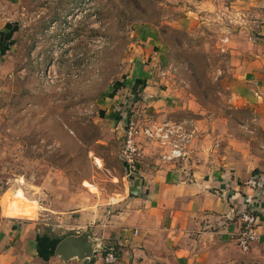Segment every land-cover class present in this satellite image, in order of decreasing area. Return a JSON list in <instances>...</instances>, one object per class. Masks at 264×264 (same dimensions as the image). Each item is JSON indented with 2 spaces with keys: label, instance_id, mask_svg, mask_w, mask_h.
<instances>
[{
  "label": "rangeland",
  "instance_id": "rangeland-1",
  "mask_svg": "<svg viewBox=\"0 0 264 264\" xmlns=\"http://www.w3.org/2000/svg\"><path fill=\"white\" fill-rule=\"evenodd\" d=\"M252 21H264V0H0L4 213L34 219L43 245L45 237L86 231L103 250L118 246L103 230L125 212L117 204L131 199L136 179L122 158L126 120L152 130L151 121L181 125L192 135L197 117L247 119L232 109L229 88ZM141 66L144 81L133 76ZM147 87L174 105L199 108L155 113L144 107L147 96L156 98ZM251 130L264 167L263 130L253 120ZM169 148L142 140L139 166L146 167L147 154ZM14 198L20 205L8 201ZM11 226L0 233L7 245ZM60 259L44 264H81Z\"/></svg>",
  "mask_w": 264,
  "mask_h": 264
},
{
  "label": "crops",
  "instance_id": "crops-1",
  "mask_svg": "<svg viewBox=\"0 0 264 264\" xmlns=\"http://www.w3.org/2000/svg\"><path fill=\"white\" fill-rule=\"evenodd\" d=\"M187 20L190 23L195 18ZM249 25L253 30L242 48L239 63L231 69L229 88L232 109L243 116L247 114V119L240 121L235 115L227 119L197 117L195 129L189 135L186 158L167 162V152L162 156L151 153L144 156L146 167L138 164L129 173L136 177L132 192L129 190L131 199L117 204L125 212L103 230L104 238L118 239L115 248L119 260L115 264H264V181L258 190L247 185L252 177L264 179L259 174L264 173L262 158L252 149L257 134L251 130L253 120L264 133V21H252ZM153 59L156 58H147L150 65L157 66ZM147 72L146 66H141L139 75L133 72V76L144 81ZM150 89L156 98L147 96L148 105L144 107L154 112L162 108L175 110L178 103L174 105L165 92L157 93L147 87L145 93ZM149 99L154 100L149 102ZM178 108L198 110L199 107L191 102L179 104ZM224 121L226 130L220 127ZM151 122L159 126L156 121ZM144 139L147 140L142 136ZM4 197L0 201V219L8 223L0 222V233L6 225L13 226L9 245L0 235V264L54 261L60 239L68 236L45 237L44 245L40 244L42 239L35 231L34 219L6 215ZM8 201L17 203L15 198ZM251 208L259 214L262 238L244 254L237 245L240 214ZM17 222L22 224L16 226ZM96 264L104 263L98 260Z\"/></svg>",
  "mask_w": 264,
  "mask_h": 264
},
{
  "label": "built area",
  "instance_id": "built-area-1",
  "mask_svg": "<svg viewBox=\"0 0 264 264\" xmlns=\"http://www.w3.org/2000/svg\"><path fill=\"white\" fill-rule=\"evenodd\" d=\"M125 126L126 132L122 148V158L130 174H132V170L135 169L143 159V153L139 148L140 136H144L146 139L162 141L163 144H167L170 147L169 153L165 156L167 162L183 160L187 157L186 142H189L190 136L184 133L183 126H177L174 124L163 127L153 126L154 129L152 130L150 127H139L137 120L135 119L134 121L132 118L126 120ZM263 181L264 179L261 177H252L247 185L250 188L258 190ZM240 222L241 229L237 234V245L242 252L247 253L250 251L252 245L260 241L262 238V233L260 232L259 227L260 217L259 214L251 208L250 210H244L240 214ZM102 250L103 248L101 244L96 256L100 252L101 254L98 259L103 261L104 264H115L118 262L119 256L115 247L110 246L106 247L103 251ZM96 256L94 259H96Z\"/></svg>",
  "mask_w": 264,
  "mask_h": 264
},
{
  "label": "water",
  "instance_id": "water-1",
  "mask_svg": "<svg viewBox=\"0 0 264 264\" xmlns=\"http://www.w3.org/2000/svg\"><path fill=\"white\" fill-rule=\"evenodd\" d=\"M100 247L99 239H94L90 232L84 231L63 239L57 246L56 255L64 262L76 259L87 264L94 260Z\"/></svg>",
  "mask_w": 264,
  "mask_h": 264
},
{
  "label": "trees",
  "instance_id": "trees-1",
  "mask_svg": "<svg viewBox=\"0 0 264 264\" xmlns=\"http://www.w3.org/2000/svg\"><path fill=\"white\" fill-rule=\"evenodd\" d=\"M64 239V238H63ZM63 239H60V240H63ZM94 261H95V259H94ZM94 261H93V263H94Z\"/></svg>",
  "mask_w": 264,
  "mask_h": 264
}]
</instances>
